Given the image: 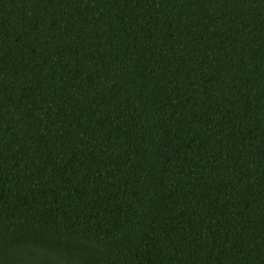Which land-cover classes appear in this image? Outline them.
Here are the masks:
<instances>
[{"label": "trees", "instance_id": "trees-1", "mask_svg": "<svg viewBox=\"0 0 264 264\" xmlns=\"http://www.w3.org/2000/svg\"><path fill=\"white\" fill-rule=\"evenodd\" d=\"M0 264H264V0H0Z\"/></svg>", "mask_w": 264, "mask_h": 264}]
</instances>
